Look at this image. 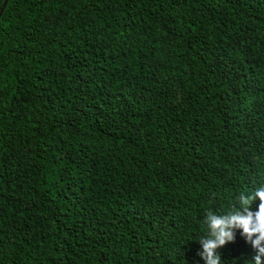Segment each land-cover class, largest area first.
Returning <instances> with one entry per match:
<instances>
[{"label": "trees", "instance_id": "obj_1", "mask_svg": "<svg viewBox=\"0 0 264 264\" xmlns=\"http://www.w3.org/2000/svg\"><path fill=\"white\" fill-rule=\"evenodd\" d=\"M261 184L264 0H0V264H204Z\"/></svg>", "mask_w": 264, "mask_h": 264}, {"label": "clouds", "instance_id": "obj_2", "mask_svg": "<svg viewBox=\"0 0 264 264\" xmlns=\"http://www.w3.org/2000/svg\"><path fill=\"white\" fill-rule=\"evenodd\" d=\"M257 201L258 206L252 211ZM202 223L207 231L198 240L201 250L197 255L204 264H221L218 249L234 242L237 230L256 253L245 264H264V184L254 191L240 193L235 204L224 213L208 210Z\"/></svg>", "mask_w": 264, "mask_h": 264}]
</instances>
